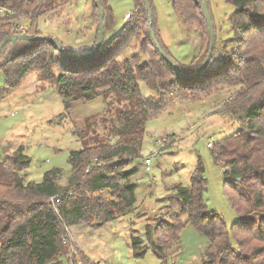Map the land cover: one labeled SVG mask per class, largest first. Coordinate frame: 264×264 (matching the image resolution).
I'll return each mask as SVG.
<instances>
[{
  "label": "trees",
  "instance_id": "16d2710c",
  "mask_svg": "<svg viewBox=\"0 0 264 264\" xmlns=\"http://www.w3.org/2000/svg\"><path fill=\"white\" fill-rule=\"evenodd\" d=\"M70 1L74 0H0V8L6 10L0 18V46L10 35L43 36L38 30L39 19ZM97 1L94 8L99 22ZM134 1L136 11L131 17L148 19L147 39L141 41V50L146 53L154 48L149 63H141L136 57L119 60L135 36L136 24L125 27L121 36L114 38L107 48L103 45L99 54L88 61L65 59L48 42L18 41L2 50L0 72L5 77L2 91L17 88L26 76L36 72L43 81L56 87L66 112L75 103L107 100L111 94L125 108L119 114L122 127L107 138L97 136L84 142L80 151L71 154L72 173L65 187L60 185L61 172L57 169L46 173L40 184H24L20 172L30 164L24 148L0 161V264H65L74 248L69 240L70 227L106 224L134 208V186L128 182L132 173L125 168L140 157L149 107L160 110L157 99L148 103L141 95L140 82L152 90L158 91L160 86L161 90L194 101L212 94L220 85L243 88L231 102L241 129L211 148L215 163L225 168V193L243 220L229 228L220 214L210 212L205 201L207 180L202 172H195L191 187L174 186L177 195L165 199L178 212L171 214L167 222L148 226L147 239L152 252L162 262L167 261V249L178 243L183 229L191 224L210 241L203 264H264V0H225L235 7L229 19L233 37L221 49L215 48L209 66L197 77L194 76L203 67L211 44L202 0H169L186 24L197 23L205 30L202 42L205 54L187 66L179 65L162 43L149 0L157 43L179 65L180 74L163 59L152 40L144 1ZM102 6L107 31L114 21L113 11L107 0H103ZM210 16L217 37L211 11ZM22 19L30 21L25 32L14 26L15 21ZM96 42L97 38L87 56L94 51ZM56 68L59 74L55 73ZM95 158L103 164L86 173ZM105 191H111L117 200H108L103 195ZM56 196L57 205L52 202ZM183 215L188 217L186 222ZM134 243L142 242L136 238ZM74 250L72 264H94L78 249ZM145 250L136 257H142Z\"/></svg>",
  "mask_w": 264,
  "mask_h": 264
},
{
  "label": "rangeland",
  "instance_id": "374dc122",
  "mask_svg": "<svg viewBox=\"0 0 264 264\" xmlns=\"http://www.w3.org/2000/svg\"><path fill=\"white\" fill-rule=\"evenodd\" d=\"M94 1L74 0L48 12L39 19V32L44 37L59 41L73 56H87L92 49V34L97 38L99 28ZM150 1L161 41L171 56L179 65L185 66L201 59L206 51V48L202 49L205 38L203 26L186 24L173 10L169 0ZM206 1L217 31L215 48L221 49L224 42L233 37L229 19L235 7L225 0ZM107 5L113 11L114 21L106 31L105 48L123 34L124 15L136 11L134 0H107ZM3 15L0 12V18ZM135 24V36L129 40L119 60L136 57L141 63H149L150 51H154V48L151 47L146 53L141 50V41L147 39L148 19L145 16L140 19L132 16L128 26ZM29 25V20L22 19L15 21L14 26L18 31H26ZM55 73H60L58 68ZM4 84L5 77L0 72V161L24 148L30 162L20 172L24 184H40L46 173L57 169L61 172L60 185L65 187L72 173L69 163L71 154L80 151L84 142H90L97 136L107 138L115 129L122 127L119 114L121 110L124 111L125 104L119 102L114 94L107 100L98 98L91 102L75 103L66 112L56 87L43 81L36 72L26 76L13 90L2 91ZM242 90L241 86L220 85L212 94L194 101L161 90L160 86L158 91L152 90L140 82L141 95L148 103L157 99L160 110L149 107L140 157L125 168L132 173L128 182L134 186V208L106 224L73 227L72 234L88 259L97 264H203L210 241L193 225H187L178 243L167 249L165 262L151 250L147 239L148 226L160 221L167 222L171 214L178 212V208L165 199L177 195L174 186L191 187L195 172H202L207 180L205 201L209 211L220 214L229 228L243 220L225 193V168L215 163L208 146L241 129L233 115L231 102ZM86 132L88 135H85ZM148 158L153 163L150 170L145 164ZM103 195L108 200H117L111 191H105ZM187 219V215L182 216L184 222ZM71 238L69 234L70 242ZM136 238L142 243L135 244ZM73 246V249H77ZM143 250L144 255L136 257ZM68 260H65V264H72L70 257Z\"/></svg>",
  "mask_w": 264,
  "mask_h": 264
},
{
  "label": "water",
  "instance_id": "95a60500",
  "mask_svg": "<svg viewBox=\"0 0 264 264\" xmlns=\"http://www.w3.org/2000/svg\"><path fill=\"white\" fill-rule=\"evenodd\" d=\"M143 1L145 3L146 9H147L148 14H149V21H150L149 31H150L153 42L157 45V49L160 52L163 59H165L175 69V71L178 74H180V67L176 63V61L173 58H171L168 54H166L162 50V48L158 45L154 30H153L154 19H153V12L151 9L152 7L150 5L149 0H143ZM102 2H103V0L97 1V8L99 10V28H98L97 42H96L94 51L91 54H89L88 56L75 58V57L70 56L68 54V52L65 50L64 46L59 41H57L53 38H49V37L31 36L28 34H15V35L8 36L0 46V54H1L2 50L5 48V46H7L10 43H15L18 41H27V42H48V43L54 45L59 50L61 55L65 59H68V60L88 61V60L95 58L99 54L101 49L103 48V45L105 42V36H106L105 10L102 6ZM202 4H203V11L205 14V18H206V21H207V24L209 27L211 44H210L209 55H208L204 65H203V67L200 69V71L194 77L199 76L205 69H207V67L209 66V64L211 62V59L213 58L214 50H215V46H216V35H215L214 27L212 24V19L209 15L208 7H207V1L202 0Z\"/></svg>",
  "mask_w": 264,
  "mask_h": 264
},
{
  "label": "built area",
  "instance_id": "2783aa9c",
  "mask_svg": "<svg viewBox=\"0 0 264 264\" xmlns=\"http://www.w3.org/2000/svg\"><path fill=\"white\" fill-rule=\"evenodd\" d=\"M0 12L5 13V12H6L5 8H0ZM131 18H132V17H131V13H128L127 15H125V16L123 17V23H124L125 27L129 25ZM17 30H18V29H17ZM19 32H25V30L23 29V30H21V31H19ZM208 146H209V148H212V144H209ZM102 164H103V163H102L98 158L93 159V160L91 161L90 165L87 167V169H86V173H90L94 167L101 166ZM145 164H146V166H147V170H150V166L152 165V159H151V158L146 159ZM52 202H53L55 205H57L58 202H59V201H58V196L54 197V198L52 199ZM75 253H76L75 250L72 249V251H71V255H73V254H75ZM71 255H70V258H72ZM71 263H72V262H71ZM105 264H114V263H105Z\"/></svg>",
  "mask_w": 264,
  "mask_h": 264
},
{
  "label": "crops",
  "instance_id": "0c3cea01",
  "mask_svg": "<svg viewBox=\"0 0 264 264\" xmlns=\"http://www.w3.org/2000/svg\"><path fill=\"white\" fill-rule=\"evenodd\" d=\"M128 13H129V12H127L125 15H127ZM125 15H124V16H125ZM122 22H123V18H122ZM124 28H125V26H124ZM94 29H95V28H94ZM95 30H96V29H95ZM95 30H94V31H95ZM94 34H95V33H94ZM93 39H94V40H93ZM95 39H96V38H94V36H93V34H92V38H91V40H93V41H92V42H93V43H92V48H93V46H94ZM91 50H92V49H91ZM91 50H90V51H91ZM152 164H153V163H152ZM73 227H75V226H73ZM73 227H70L69 230H68V233H69L70 235H72V238H71L72 240H71V242H72V244L75 245V246L77 247V249H78V250H79V251H80V252H81V253H82L87 259H88V257L84 254V251H83L82 248L79 246V244L77 243V240H75V238H74V236H73V234H72V231H71V230L73 229ZM89 260H90V259H89ZM174 260H175V258H174ZM90 261H91V260H90ZM91 262L94 263V264H97V263H95V262H93V261H91Z\"/></svg>",
  "mask_w": 264,
  "mask_h": 264
}]
</instances>
